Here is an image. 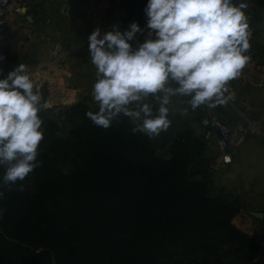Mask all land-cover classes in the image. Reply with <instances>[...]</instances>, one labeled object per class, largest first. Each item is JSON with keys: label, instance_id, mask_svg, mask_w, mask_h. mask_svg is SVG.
I'll list each match as a JSON object with an SVG mask.
<instances>
[{"label": "trees", "instance_id": "trees-1", "mask_svg": "<svg viewBox=\"0 0 264 264\" xmlns=\"http://www.w3.org/2000/svg\"><path fill=\"white\" fill-rule=\"evenodd\" d=\"M204 9L206 26L190 21L198 10L164 5L159 17L171 33L221 31L224 22L212 15L210 0ZM124 10L119 41L139 39L153 20L148 0H126ZM126 91L109 100L107 112L71 106L66 113L81 116L73 128L43 110L28 121L35 126L31 133L24 130L36 145L35 153L25 152L33 190L0 175V264H169L167 256L175 252L201 256L206 246L216 252L223 244L224 253L207 264L250 263L259 243L232 223L242 201L207 195V142L193 126H182L172 141L160 144L171 143V156H160L154 136L139 122L147 103ZM195 175L205 180L195 181ZM204 238L216 241L191 245ZM191 258L197 263V256Z\"/></svg>", "mask_w": 264, "mask_h": 264}, {"label": "crops", "instance_id": "crops-1", "mask_svg": "<svg viewBox=\"0 0 264 264\" xmlns=\"http://www.w3.org/2000/svg\"><path fill=\"white\" fill-rule=\"evenodd\" d=\"M80 1L85 0L0 1L7 62L28 76L30 84L44 94L42 104L51 109L80 103L92 109L101 107L125 87L113 64L123 59V42L118 38L123 33L121 23L126 16V0H108L90 18L78 6ZM160 1L172 10H198L190 15V21L195 26H206L192 20L197 14L207 12L205 0H185L174 5L167 0ZM233 23L237 22L231 25ZM237 24L234 34L238 35L239 41L235 45L223 40L224 32L230 29L228 25L221 31L203 32L197 36L209 37L214 51L255 56L264 68V22ZM147 84L148 81L142 78L134 91H147ZM187 85L183 78H172L160 89L162 97L182 96L190 100ZM240 94L242 101L251 100L264 121L262 90L243 86ZM220 114L228 122L239 116L235 108H221ZM207 150L213 151L212 168L221 176L222 187L244 205L234 223L263 242L264 133L250 137L241 145L231 164L220 161V153L213 142L207 143Z\"/></svg>", "mask_w": 264, "mask_h": 264}, {"label": "built area", "instance_id": "built-area-1", "mask_svg": "<svg viewBox=\"0 0 264 264\" xmlns=\"http://www.w3.org/2000/svg\"><path fill=\"white\" fill-rule=\"evenodd\" d=\"M108 0L80 1L87 18L93 17ZM150 3L153 0H149ZM123 59L113 64L122 84L134 90L142 78L154 95L172 78H184L191 93L189 113L197 117L195 134L207 143L216 139L220 161L231 164L237 149L255 135L264 133V121L250 116L255 110L249 99L242 101L240 87H257L264 93V68L255 56L233 51H214L206 35L169 32L153 10V20L139 39L122 44ZM221 108H235L239 116L228 122Z\"/></svg>", "mask_w": 264, "mask_h": 264}, {"label": "rangeland", "instance_id": "rangeland-1", "mask_svg": "<svg viewBox=\"0 0 264 264\" xmlns=\"http://www.w3.org/2000/svg\"><path fill=\"white\" fill-rule=\"evenodd\" d=\"M221 1L222 2L210 0V3L214 5V11L211 12L212 15L222 20V22H224L223 26L228 25L230 28L231 24L228 22H237L241 25L247 22L252 25H254L256 21L264 22V6L257 4L256 0ZM148 3L152 13L154 10L158 15L161 14L160 12L164 5L160 0H153L151 3L148 0ZM3 25L0 19V141L7 142L6 144L0 142V175H4L7 180L14 177L22 188L33 190L34 175L29 167V160L25 152L29 150L31 153H35L36 145L34 144L33 138L24 133V130L31 133V130L35 126L28 121L34 114L43 110L53 116L54 119H59L62 127L69 129L81 122V116L72 115V113L67 114L66 111L71 106L51 109L44 106V103L42 104L41 100L44 94L41 93L39 88L30 84L28 76L22 75L19 68L15 65H9V62H7L9 58L4 43L5 36H3V33H5V31H3V29L5 28ZM125 88L126 87H124L122 92H127ZM147 91L130 94H133L137 98H141L147 103L146 112L140 115L139 122L146 132L154 136L158 154L168 158L171 156L168 153L171 143L165 147H162L160 144L166 138L172 141L179 127H192L197 117L189 113V99L182 96L162 97L161 90H158L154 95H150L149 90ZM128 92L131 91L128 90ZM101 107L104 112H107L109 109L108 104H104V106ZM250 116L261 118V116L258 115L257 108L250 112ZM60 135L65 136L66 132H62ZM9 141L18 142L14 145ZM29 144H31V146ZM203 157L209 162V177L206 179L207 182L205 183L207 195L211 198L232 199L233 195L227 192L221 185V176L212 168L213 159L215 158L213 151H206L205 149ZM58 168L65 173L70 170L68 166L64 165H60ZM5 170L7 171L4 172ZM203 179L204 177H202V175H195L193 177L195 181H203ZM232 223L259 243L249 264H264V241H260L256 236L238 227L236 223H234V219ZM72 236L73 235H71V237ZM224 238H226V236H223L221 240ZM211 241L214 242L216 240L213 238L195 239L191 242V245L213 243ZM171 242L173 241L171 240ZM166 243H169V240ZM226 248L227 245L223 244L218 248V251L208 252L209 248L206 246V248L201 250V256L196 253L185 254L175 252L173 255L167 256V261L169 260V264H193V258H191V256H197V263L195 264H207L208 262L206 260H208V258H216L218 254L222 255ZM233 257L234 255H231L230 258Z\"/></svg>", "mask_w": 264, "mask_h": 264}, {"label": "water", "instance_id": "water-1", "mask_svg": "<svg viewBox=\"0 0 264 264\" xmlns=\"http://www.w3.org/2000/svg\"><path fill=\"white\" fill-rule=\"evenodd\" d=\"M194 19H196V23L198 25H207V24H209V21H210L209 20V15H208L207 12H201V13L197 14L195 17L192 18V20H194ZM237 28H238V24L237 23H233L231 25L230 29L226 30L224 32L223 40L226 43H230L232 45H235L239 41L238 35L234 34V31H236ZM211 142L216 144V139L212 138Z\"/></svg>", "mask_w": 264, "mask_h": 264}]
</instances>
